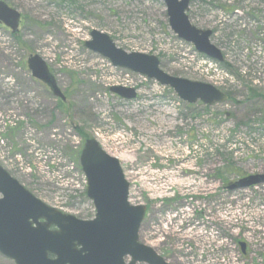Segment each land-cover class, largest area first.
Instances as JSON below:
<instances>
[{
    "label": "rangeland",
    "instance_id": "obj_1",
    "mask_svg": "<svg viewBox=\"0 0 264 264\" xmlns=\"http://www.w3.org/2000/svg\"><path fill=\"white\" fill-rule=\"evenodd\" d=\"M0 1L21 16L16 35L0 25V166L15 181L47 207L91 220L78 157L94 139L118 160L129 203L147 208L139 242L168 264H264V184L226 189L264 175V0H191L189 21L212 32L224 67L174 36L161 0ZM91 31L229 101L187 105L113 68L83 46ZM35 55L65 95L62 106L31 78ZM116 85L135 88L136 99L112 95ZM0 264L14 263L0 255Z\"/></svg>",
    "mask_w": 264,
    "mask_h": 264
},
{
    "label": "water",
    "instance_id": "obj_2",
    "mask_svg": "<svg viewBox=\"0 0 264 264\" xmlns=\"http://www.w3.org/2000/svg\"><path fill=\"white\" fill-rule=\"evenodd\" d=\"M168 26L178 39L190 43L201 55L223 62L220 51L209 42L210 31L193 27L186 12L190 0H161ZM20 14L0 1V24L18 32ZM84 47L109 61L112 67L128 70L171 89L186 104L212 106L227 97L212 86L171 77L159 69L153 56L127 54L108 36L90 32ZM26 66L33 79L53 97L64 101L54 77L38 56H29ZM112 94L130 101L134 90L112 87ZM79 165L86 180V197L95 215L78 220L47 207L27 192L0 167V255L14 264H168L151 248L139 243L138 232L146 208L128 202L129 184L118 161L104 153L96 141L87 140ZM264 184V175L244 177L228 187L242 190Z\"/></svg>",
    "mask_w": 264,
    "mask_h": 264
},
{
    "label": "bare ground",
    "instance_id": "obj_3",
    "mask_svg": "<svg viewBox=\"0 0 264 264\" xmlns=\"http://www.w3.org/2000/svg\"><path fill=\"white\" fill-rule=\"evenodd\" d=\"M188 233L190 234L191 232H188ZM191 236H194V237H196L198 239H202L203 238L204 241L206 240L204 235L202 233H200V232L191 233Z\"/></svg>",
    "mask_w": 264,
    "mask_h": 264
},
{
    "label": "trees",
    "instance_id": "obj_4",
    "mask_svg": "<svg viewBox=\"0 0 264 264\" xmlns=\"http://www.w3.org/2000/svg\"><path fill=\"white\" fill-rule=\"evenodd\" d=\"M60 106H62L63 104L59 103ZM78 135L81 136L83 135L82 132H78Z\"/></svg>",
    "mask_w": 264,
    "mask_h": 264
},
{
    "label": "flooded vegetation",
    "instance_id": "obj_5",
    "mask_svg": "<svg viewBox=\"0 0 264 264\" xmlns=\"http://www.w3.org/2000/svg\"><path fill=\"white\" fill-rule=\"evenodd\" d=\"M209 31H210V30H209ZM210 32H211V31H210ZM211 35H212V32H211ZM210 37H211V36H210ZM223 57H224V55H223ZM224 60H225V59H224ZM229 97H230V96L228 95V101H229Z\"/></svg>",
    "mask_w": 264,
    "mask_h": 264
}]
</instances>
